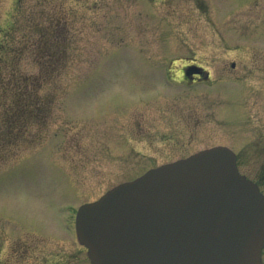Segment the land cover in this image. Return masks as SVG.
<instances>
[{
	"label": "rangeland",
	"instance_id": "obj_1",
	"mask_svg": "<svg viewBox=\"0 0 264 264\" xmlns=\"http://www.w3.org/2000/svg\"><path fill=\"white\" fill-rule=\"evenodd\" d=\"M64 2L78 15L48 132L0 164L1 258L22 230L63 232L79 205L212 145L238 151L240 170L264 190V0ZM12 6L0 0V17ZM188 57L212 81L185 83ZM49 236L50 251L81 264L67 235Z\"/></svg>",
	"mask_w": 264,
	"mask_h": 264
},
{
	"label": "water",
	"instance_id": "obj_2",
	"mask_svg": "<svg viewBox=\"0 0 264 264\" xmlns=\"http://www.w3.org/2000/svg\"><path fill=\"white\" fill-rule=\"evenodd\" d=\"M75 226L92 264H261L264 195L214 146L110 188Z\"/></svg>",
	"mask_w": 264,
	"mask_h": 264
},
{
	"label": "trees",
	"instance_id": "obj_3",
	"mask_svg": "<svg viewBox=\"0 0 264 264\" xmlns=\"http://www.w3.org/2000/svg\"><path fill=\"white\" fill-rule=\"evenodd\" d=\"M12 2L0 17V164L46 137L78 15L64 0Z\"/></svg>",
	"mask_w": 264,
	"mask_h": 264
},
{
	"label": "flooded vegetation",
	"instance_id": "obj_4",
	"mask_svg": "<svg viewBox=\"0 0 264 264\" xmlns=\"http://www.w3.org/2000/svg\"><path fill=\"white\" fill-rule=\"evenodd\" d=\"M185 60L187 62L180 69L181 79L185 83L192 86V85H196L200 83H208L212 81L211 73L205 67L194 62L193 59L190 57L186 58ZM231 65L233 68L235 66V63L232 62ZM229 107L230 109H233V106H231V104L229 105ZM232 114H233V110L230 111V114L227 117L231 118L232 116H234ZM217 145L227 146L235 153L237 169L239 170V172H241L246 177H248L245 173H243L240 170V162H241L240 153L229 145L226 144H217ZM244 152L246 153L247 151ZM174 160L176 159L164 163L172 162ZM248 178L251 179L253 182H255L258 185L261 192L264 194V190L262 189L261 186L263 183L262 179H260L258 176L252 178L248 177ZM75 217H76V211L72 218L69 219L67 217L66 219H61V224L63 227L62 229L64 230L63 232L60 230L58 231L57 229H53V231L55 232L51 230V233L50 231H47L45 234L44 233L41 234V233H34L31 229L22 230V232L24 233L22 235H18L16 237L17 239H14V242L10 246L7 257L1 258L0 256V264H65L64 259L62 257L63 254L61 249L55 248L54 250L50 251L49 247L44 243V241L47 240V236L49 235L52 236V239L54 238L53 239L54 241H57V237L65 238V236L67 235V238L69 240V246L72 247V249L75 252L82 253V257L78 258V261L80 260L81 264H91L90 259L88 258L87 255V248L84 245H82L78 240L76 234V228H75ZM30 224H31V218L28 217V218L20 219V225L26 226ZM64 232H66V235L64 234ZM48 252H50V254H48ZM261 259L263 262L264 246L261 251Z\"/></svg>",
	"mask_w": 264,
	"mask_h": 264
}]
</instances>
